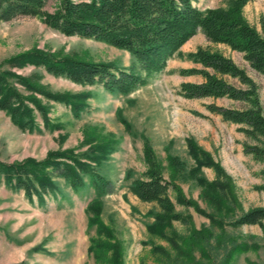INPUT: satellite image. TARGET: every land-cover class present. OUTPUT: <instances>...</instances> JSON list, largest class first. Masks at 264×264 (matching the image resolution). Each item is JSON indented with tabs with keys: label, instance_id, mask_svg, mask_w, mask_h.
<instances>
[{
	"label": "trees",
	"instance_id": "obj_1",
	"mask_svg": "<svg viewBox=\"0 0 264 264\" xmlns=\"http://www.w3.org/2000/svg\"><path fill=\"white\" fill-rule=\"evenodd\" d=\"M194 1L54 0L55 9L48 13L44 10L47 0H0L1 22L17 17H39L50 29L66 37L102 43L130 57L127 68H117L75 54L29 51L10 58L5 66H32L74 85L100 86L107 94L127 96L161 73L168 60L182 57L179 49L199 32L210 44L239 53L251 70L264 75V25L261 24L260 32H257L240 12L250 0H229L226 9H199L192 4ZM184 59L199 67L182 69L179 74L198 76L201 81L181 83L179 95L187 100L210 98L238 103L239 108L214 104H208L206 108L222 122L239 126L238 132L253 142L242 144L243 153L264 164V115L256 84L243 69L217 51L197 47L185 54ZM38 80L36 74L25 78L0 70V112L20 131L41 133L42 130L52 132L60 128L47 117L49 105L42 104L34 94L46 102L66 107L75 119L87 108V93H52ZM14 83L29 95L20 94ZM93 138L84 136L82 144H89ZM185 144L193 166L186 168L178 158L168 155L165 157L166 179L162 177V168L151 149L144 144L146 170L140 178L131 179L128 185V191L138 200L156 205L157 209L148 211L151 221L145 229L164 240L168 248L154 244L150 251L158 254V264H233L240 253L256 251L260 247L254 234H238L234 230L242 225H257L264 240V208L242 209L234 185L219 164L192 139L185 140ZM113 149V143L98 137L81 154L72 150L55 151L41 161L25 159L11 164L0 163V182L11 191H21L28 203L35 201L37 206L43 207L46 196L54 199L59 192L49 171L72 191L83 187L84 179H87L94 198L84 209L86 225L95 230V236L89 238L87 251L100 264H123L121 245L113 239L111 229L99 216L100 198L109 195L113 185L97 170ZM201 168L210 169L214 180L207 181ZM130 173L124 174V180L130 178ZM261 174L264 176V170ZM177 180H188L198 187L207 208L200 209L192 200H186L176 185ZM260 189L264 190V185ZM169 192L173 193L176 204L192 208L207 219V224L196 228L187 211L174 209ZM173 222L182 224L184 231L176 230Z\"/></svg>",
	"mask_w": 264,
	"mask_h": 264
},
{
	"label": "rangeland",
	"instance_id": "obj_2",
	"mask_svg": "<svg viewBox=\"0 0 264 264\" xmlns=\"http://www.w3.org/2000/svg\"><path fill=\"white\" fill-rule=\"evenodd\" d=\"M229 0H195L199 9H226ZM54 0H47L44 10L55 9ZM241 16L246 23L260 32L264 25V0H250L242 6ZM197 47L217 51L243 69L256 84L258 98L264 115V75L251 70L241 55L222 45H213L197 32L180 49L182 57L168 60L163 71L149 79L148 83L127 96L110 95L100 86L81 87L64 79L45 74L32 66L8 68L5 62L29 51L78 55L93 62L109 63L117 68H127L130 57L123 51L102 43L77 37H66L50 29L39 17H17L0 21V70H7L19 77L39 76L38 83L52 93H87V108L73 118L62 105L46 102L39 95L34 97L49 105L48 119L58 123L52 132L26 133L16 128L0 112V163L11 164L25 159L43 160L50 152L72 150L81 154L97 138L109 140L114 149L97 170L112 182L113 190L100 198V219L112 231L123 251V264H158L157 253L150 247L159 244L168 248L166 242L149 234L145 225L151 221L148 211L157 209L154 203L138 200L128 191L131 179L140 178L146 170L143 146L147 144L153 157L162 168V177H168L166 156H174L192 167L193 162L186 150L185 140L207 152L224 170L235 188L237 201L242 209L264 208V164L253 160L242 151V144L253 142L245 138L239 126L222 122L211 114L206 106L239 108V104L227 99H183L179 95L181 83H198V76H182V69L198 68L184 59V55ZM14 87L22 95H29L20 85ZM31 109L32 107L29 106ZM34 113V112H33ZM35 114V113H34ZM121 122L119 121V119ZM36 121L42 129L40 121ZM84 136L91 144H82ZM98 142V141H97ZM207 181L214 180L210 169L201 168ZM130 178L124 180V174ZM59 192L54 199L44 198L39 207L35 201L28 203L21 191H11L0 182V264H100L87 251L89 238L95 236L94 227H87L84 209L94 198L92 189L84 179V186L72 191L54 172H48ZM183 197L192 200L200 209H206L199 188L191 181H176ZM174 209L187 211L198 228L207 219L192 208L178 205L169 192ZM179 232L184 226L173 222ZM229 230L230 228L227 227ZM238 234H254L260 244L256 251L242 252L233 264H247L246 260L264 264V240L257 225H242L234 230Z\"/></svg>",
	"mask_w": 264,
	"mask_h": 264
}]
</instances>
